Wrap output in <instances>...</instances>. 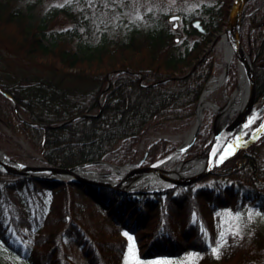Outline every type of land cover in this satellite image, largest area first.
<instances>
[{
  "label": "trees",
  "instance_id": "trees-1",
  "mask_svg": "<svg viewBox=\"0 0 264 264\" xmlns=\"http://www.w3.org/2000/svg\"><path fill=\"white\" fill-rule=\"evenodd\" d=\"M232 2L210 0L200 4V15L181 13L179 42L168 23L152 22L142 38L131 35L94 52L89 42L75 50L64 45L81 37L76 27L54 31L50 16L34 24L32 16L0 5V34L10 43L0 50V122L10 133L0 131V143L25 136L51 167L135 163L152 128L172 124L184 131L195 120L214 55L190 72L226 26ZM197 18L205 33L192 27ZM249 20L255 111L261 110L252 123L262 120L263 128L250 150L201 182L146 194L86 183L54 186L0 172V264H122L130 240L144 260L194 252L181 264H264V231L247 218L235 231L216 217L222 208L264 216V4ZM17 55L47 72L26 69ZM232 74L234 89L233 68ZM210 134H200L186 155H196ZM176 149L160 139L143 157L150 164Z\"/></svg>",
  "mask_w": 264,
  "mask_h": 264
},
{
  "label": "rangeland",
  "instance_id": "rangeland-1",
  "mask_svg": "<svg viewBox=\"0 0 264 264\" xmlns=\"http://www.w3.org/2000/svg\"><path fill=\"white\" fill-rule=\"evenodd\" d=\"M208 1L210 2V0H0V5L5 4L8 9H19L25 14L32 16L34 24L37 23V20H39L44 15L50 16L48 27L49 29L54 31H66L76 27V29L81 33V37L79 39L75 37L71 38V40L67 39L68 41H66L64 45L70 49L75 50L79 42H89V44L92 46L91 51L94 52L100 46L114 48L120 41H128L129 36L131 35L135 36L138 39L142 38L143 34L149 27V24L152 22H154L155 24L157 23L159 26H163V24L168 23L170 28H172L174 24H179V28L177 30H172L175 33V38L181 39L184 36V34L182 33V18L178 22H170L168 20L169 17L174 15H179L182 17L181 13H184V15L187 16L200 15L202 14V12H200L198 9L200 4L202 2ZM263 4L264 0H250L246 9V17L242 28V41L244 47L248 52H251V27L249 16L253 10L261 7ZM7 7L5 9L6 11ZM53 11H56V13L52 15L51 13H53ZM197 19H194L193 21ZM77 22H80V24L77 25ZM225 29L226 26L223 27L221 32L216 34V36L213 38L212 42L204 53L205 57L208 56L210 53H212L215 57L212 77L218 73L217 64L220 63L222 60V54L218 50V42L221 39L220 35L223 33L225 34ZM7 46H10V43L6 40L4 36L0 34V50L2 49L6 51ZM6 55L12 58L9 53H7ZM18 57L21 60L19 63H21L26 69L34 70L36 73L39 74L47 72V67L44 64L28 62L21 56L17 55V58ZM232 68L235 69L238 78L237 86L234 89L230 84L233 76ZM240 77V67L236 57L234 56L227 84L228 93L230 95H232L237 89ZM211 78L209 79V81L211 80ZM209 81L207 82V84L209 83ZM213 100L219 105H223L224 99L222 92H217L214 95ZM12 103L14 105L15 102L12 101ZM18 115L21 118L19 110ZM196 119L197 113L195 120L193 121L191 126L184 131H179L172 124L163 125L161 128H152L149 133L138 144V160L135 163L130 164H138L141 160H143L142 165L148 166L154 163L155 161L161 159L159 158L154 162L147 164L145 162V157H143V154L146 149L154 141L164 139L168 140L172 145L176 146L177 149L181 147L186 142L188 134L193 129L196 123ZM261 122L262 120L258 121L257 123H250L247 127H245L241 134V145L232 156L226 159L225 162L229 161V164H233L235 159L238 158V153L247 152L251 149V147H253V143L259 140V137L263 132L262 130L260 133L256 134L258 132L257 130H259L260 128ZM0 131H4L10 134L8 128L2 122H0ZM208 131H211V134L209 138L201 144L199 152L196 155L192 156H187L186 152L185 154L181 155L182 161H189L195 159L196 157L207 155V153L209 152L210 147L214 141V134L216 132V115H213L210 110L206 111L205 113V119L202 121L200 134H205ZM12 140L14 142V144L12 145H4L0 143V149L10 159L17 163H21L28 166L46 165L42 156L36 154L30 148V145L25 136H13ZM234 147L235 146H233V148ZM223 164L221 166H223ZM176 165L177 163H169L161 167L170 171L173 170ZM88 170V174L92 177H96L97 172L111 173L112 171L109 167L104 165L92 166L89 167ZM206 178H208V176L204 179ZM106 179H109L110 181H115L117 179V176L110 174ZM204 179L200 180L199 182L203 181ZM216 215V217L221 218V222L227 223L228 228H234L233 230L235 231L240 232L243 229V223L246 221V218L254 222L262 231H264V216L258 213L247 212L246 214L241 216L229 208H222L218 210ZM195 256L196 253L194 252H186L183 253V255H179L174 258L152 257L150 259L144 260L140 257V252L137 250L135 242L133 240H130V243L128 245V252L122 264H181L186 259L193 260Z\"/></svg>",
  "mask_w": 264,
  "mask_h": 264
},
{
  "label": "water",
  "instance_id": "water-1",
  "mask_svg": "<svg viewBox=\"0 0 264 264\" xmlns=\"http://www.w3.org/2000/svg\"><path fill=\"white\" fill-rule=\"evenodd\" d=\"M57 1V0H55ZM250 0H234L232 8L229 13L225 34L227 35L230 44L233 49L234 56L240 67V73L246 78L247 82V97L246 101L234 120L227 126L223 127L217 134L214 135V141L210 147L207 155L206 164L202 169L193 174H187L179 176H172L171 171L163 169L162 163L169 158L171 155L179 152L181 155L188 152L195 144L200 131L202 123H198L195 126L194 132L190 139L186 141L181 147L170 155L161 158L151 165L143 166V160L138 164H126L123 166L114 165L105 161H94L83 165H79L73 168H60L51 167L47 165L41 166H28L21 163H17L10 159L8 156H0V172L23 178H31L40 182L49 183L51 185H60L64 183H86L94 184L98 186L109 187L116 190L119 193L122 192H139V193H152L165 189H169L176 186H188L195 184L205 177L211 175L216 168L220 167L227 158L232 156L241 145L242 131L247 127L254 118L260 113L261 110L254 112L256 100H257V83L255 77V69L251 59V52H248L244 47L242 41V28L245 20L246 9ZM170 22L180 21L181 16L174 15L168 19ZM192 27L198 30L200 33H205L206 30L200 19L192 22ZM174 29L178 28V24L173 26ZM178 40V39H177ZM205 58V55L197 62L194 68L191 70L192 73L201 61ZM113 73L110 74V77ZM144 78L142 77V80ZM156 85V84H153ZM8 97H10L7 94ZM15 109L18 113V108L14 103ZM198 111V106L196 113ZM35 126H47L42 124H32ZM49 127V126H47ZM240 128L237 137V143L235 147L223 157H218L220 147L225 138L232 132V130ZM261 129L258 130L259 133ZM256 133V134H257ZM197 158V157H196ZM104 165L109 167L111 173H96V177H92L88 174L89 167ZM117 176L115 181L106 179L109 175Z\"/></svg>",
  "mask_w": 264,
  "mask_h": 264
},
{
  "label": "bare ground",
  "instance_id": "bare-ground-1",
  "mask_svg": "<svg viewBox=\"0 0 264 264\" xmlns=\"http://www.w3.org/2000/svg\"><path fill=\"white\" fill-rule=\"evenodd\" d=\"M220 38L221 39L218 42V50L222 54V60L217 64L218 73L211 78L202 94L198 104L196 123L191 132L188 134L186 141L190 139L195 126L198 123H202L205 119L206 111L210 110L213 115H216L215 133L217 134L223 127L229 125L234 120L246 101L248 88L246 78L243 73H240L241 77L239 85L235 92L232 95L228 93L227 84L230 75V68L234 60V53L227 35L223 33L220 35ZM217 92H222L224 99L223 105H219L213 100V97ZM239 129L240 128H236L232 130V132L225 138L218 152L217 159L226 156L233 149V146L237 143ZM4 155L6 154L0 149V156L4 157ZM206 161L207 157L205 155L189 161H182L181 154L177 152L167 158L161 166L163 167L165 164L169 163H177L175 168L170 170L172 176L177 177L180 174L187 175L198 172L204 167Z\"/></svg>",
  "mask_w": 264,
  "mask_h": 264
},
{
  "label": "snow or ice",
  "instance_id": "snow-or-ice-1",
  "mask_svg": "<svg viewBox=\"0 0 264 264\" xmlns=\"http://www.w3.org/2000/svg\"><path fill=\"white\" fill-rule=\"evenodd\" d=\"M129 239H131V237H129ZM213 251L215 252V251H216V249H213Z\"/></svg>",
  "mask_w": 264,
  "mask_h": 264
}]
</instances>
